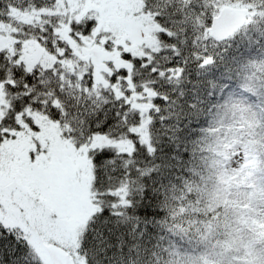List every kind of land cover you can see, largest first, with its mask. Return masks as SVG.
Masks as SVG:
<instances>
[{"label":"trees","instance_id":"obj_1","mask_svg":"<svg viewBox=\"0 0 264 264\" xmlns=\"http://www.w3.org/2000/svg\"><path fill=\"white\" fill-rule=\"evenodd\" d=\"M14 2L22 5L24 0ZM141 2L143 12L159 27L156 43L137 55L121 51V66L106 74L107 86L96 84L91 62L74 51L61 63L64 73L75 74L71 82L76 84L75 94L80 95L82 87L89 99L94 97L97 108L107 111L112 124L121 114L120 126L111 132L94 129L91 142L82 143L87 124L81 133L80 125L37 117L38 122L55 124L60 137L74 148L86 149L92 165L98 208L81 233L80 254L92 264L93 237L103 233L113 245L109 254L117 253L111 264H264V0ZM225 6L249 8L251 13L244 27L219 42L209 37L208 30ZM58 15L68 40L63 21L69 17ZM17 16L32 20L27 10L18 9ZM61 79L67 81L68 76L62 74ZM146 117L151 148L133 131ZM137 137L143 148L134 144ZM98 139L107 143L94 145ZM125 141H131L129 150L118 146ZM236 147L251 162L244 190L233 185L226 160L227 151ZM101 149L121 154L120 158L135 152L142 178L133 171L136 182H130L119 171L118 160L111 195H98L103 171H97L101 165L94 157ZM139 187L148 189L146 196L137 191ZM101 205L113 215L102 216ZM128 216L133 219L126 220ZM118 242L124 243V260L119 259ZM30 248L34 264H50Z\"/></svg>","mask_w":264,"mask_h":264},{"label":"rangeland","instance_id":"obj_2","mask_svg":"<svg viewBox=\"0 0 264 264\" xmlns=\"http://www.w3.org/2000/svg\"><path fill=\"white\" fill-rule=\"evenodd\" d=\"M56 12L68 15L69 21L95 20L91 37H85L82 44L70 38L68 41L79 58L91 62L98 85L107 86L106 74L120 68L121 51L137 55L143 47L156 43L159 27L150 14L143 12L141 0H59ZM63 31L62 36L66 32ZM10 44L9 38H0V47ZM28 49L31 56L38 48L30 43ZM41 60L48 67L53 63L47 56ZM148 122L149 118H144L133 131L151 148ZM39 123L40 131L21 133L18 145H0V183L8 185L14 178L20 183L13 190L0 189V220L19 228L34 251L47 260L44 247L57 244L73 256L75 264H87L79 251L80 237L88 218L98 208L92 192L93 170L87 150L76 149L63 140L55 124L45 120ZM34 139L48 154L44 156L42 152L39 167L32 170L20 159L11 157H22L26 163L28 152L35 151ZM106 143L98 139L93 144ZM131 145V141H125L118 146L129 150ZM226 160L233 185L244 190L247 187L244 178L251 166L249 158L236 147L227 151Z\"/></svg>","mask_w":264,"mask_h":264},{"label":"snow or ice","instance_id":"obj_3","mask_svg":"<svg viewBox=\"0 0 264 264\" xmlns=\"http://www.w3.org/2000/svg\"><path fill=\"white\" fill-rule=\"evenodd\" d=\"M50 5L51 7L47 0L41 4H37L36 0H24L22 5H17L14 0H0V38L6 37L11 40L10 46L0 47V145H18V137L21 133L26 135L29 131L39 132L41 125L37 117L59 121L61 125L68 122L70 127L80 125L81 133L84 132L83 126L87 124L88 131L82 136V143L85 140L91 142L94 129L108 128L111 132L112 128L120 126L121 114L116 115V121L112 124L108 119L107 111L97 108L92 102L94 97L89 99L82 87L80 95L75 94L76 84L71 83L75 81V74L64 73L61 67V63L71 57L73 49L69 41L61 34L60 16L55 7L58 6V0H50ZM18 9L20 13L27 10L32 16L31 22L21 20L17 16ZM37 17L40 18L39 22H37ZM63 24L68 26L70 40L82 44L85 37L92 36L95 20L86 19L78 22L64 19ZM30 43L39 48L43 56L53 60L51 67H48L42 60L29 61L28 46ZM97 43H99V38H97ZM62 74L68 76L67 81L61 79ZM112 79L115 80V76ZM104 134L100 133V135ZM129 135H134V133H129ZM34 143L35 151L28 152L26 163L22 157L12 156L11 158L20 159L25 167L35 170L39 167L41 153L43 152L44 156L48 153L46 148L41 149L38 140L34 139ZM134 144L143 148L138 137ZM144 150L147 152V149ZM154 156L155 149L149 154V158ZM120 157L121 154L109 153L104 149L95 155V162L101 165L97 171H103V179L99 181L98 195L101 192L104 196L111 195L112 173L117 171L115 165L118 160L121 163L119 171H122L130 182H136V177L132 175L133 171L141 176L140 166L134 159L135 152L123 153V158ZM133 165L135 167H132ZM151 174L149 171L148 175ZM137 191L145 193L146 196L148 189L139 187ZM139 202L143 205L144 197L139 198ZM133 206H135L134 202L130 207ZM108 208H112L111 203L108 204ZM137 212H139L138 208ZM100 214L102 216L113 215L103 205H101ZM131 219L133 217H126V220ZM135 219L137 220L135 227L139 230V215ZM104 223L108 221L104 220ZM117 223L119 224V221ZM92 231L95 232V228ZM93 239L96 243L93 245L92 264H111L113 260H117L116 252L109 254L113 245L105 240L103 233H98ZM127 251L131 253L132 248L129 247ZM117 252L120 253V260L126 259L123 255L125 252L123 242H118ZM0 264H34L33 253L26 235L19 228L3 222H0Z\"/></svg>","mask_w":264,"mask_h":264},{"label":"water","instance_id":"obj_4","mask_svg":"<svg viewBox=\"0 0 264 264\" xmlns=\"http://www.w3.org/2000/svg\"><path fill=\"white\" fill-rule=\"evenodd\" d=\"M251 11L249 8H237L225 6L221 8L218 14L212 19L208 30V35L215 41H225L232 37L237 31L245 26ZM43 54L39 48L28 57L30 62L41 60ZM20 183L14 178L7 185L9 190L18 188ZM45 253L50 264H75L72 255L57 244H49L44 247Z\"/></svg>","mask_w":264,"mask_h":264},{"label":"flooded vegetation","instance_id":"obj_5","mask_svg":"<svg viewBox=\"0 0 264 264\" xmlns=\"http://www.w3.org/2000/svg\"><path fill=\"white\" fill-rule=\"evenodd\" d=\"M0 189L4 190V189H8L7 185L0 183Z\"/></svg>","mask_w":264,"mask_h":264}]
</instances>
